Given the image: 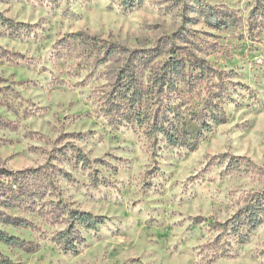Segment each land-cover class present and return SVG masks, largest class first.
I'll return each mask as SVG.
<instances>
[{"label": "rangeland", "instance_id": "1", "mask_svg": "<svg viewBox=\"0 0 264 264\" xmlns=\"http://www.w3.org/2000/svg\"><path fill=\"white\" fill-rule=\"evenodd\" d=\"M123 1L0 0L12 21L0 24V169L35 177L28 203L0 207L23 224L0 227L27 248L0 251L16 264H264V215L243 220L264 196V0ZM161 39L209 65L172 101L179 146L155 114H130L126 54L105 53ZM157 99L144 103L156 112ZM71 211L104 219L78 226L76 252L53 240Z\"/></svg>", "mask_w": 264, "mask_h": 264}, {"label": "trees", "instance_id": "2", "mask_svg": "<svg viewBox=\"0 0 264 264\" xmlns=\"http://www.w3.org/2000/svg\"><path fill=\"white\" fill-rule=\"evenodd\" d=\"M145 0H124L125 8L131 10L138 5H141ZM0 24L3 26H12V21L0 13ZM161 39L151 49L145 50H129L120 45H110L105 53L108 58L115 54H126L125 64L122 66L118 75V88L120 90L121 99L126 102V107L130 108V114L139 117V121L148 118L150 120L152 115L154 117L153 129H163L162 132L167 138V141L172 146H179L184 139L186 131L181 128V124L177 122L180 118L178 109L180 105H172L176 103L173 100H180L185 98L187 93L183 95L184 87H188L189 94H191L193 82L203 78L209 66L206 61L199 58H194V62L188 59H180L177 56L175 45ZM106 48V47H103ZM103 51V50H102ZM165 57V58H163ZM164 59V61H160ZM149 73L148 81L152 84V88H145L144 81ZM189 75H193L190 80H186ZM154 95L158 97V102L161 105L156 112L150 108L148 104L144 103L145 98ZM183 101V100H181ZM163 116L161 117L160 108ZM221 120L218 118L217 123ZM204 128H208V124H203ZM200 136V135H199ZM191 149L195 150L196 139H194ZM84 165L91 163L88 159H80ZM35 173V172H34ZM34 174L32 172H20L17 174L4 171L0 169V207L6 209L14 208L15 206L22 207L27 201L23 197L31 194L28 193L29 186L25 185L33 180ZM29 201L31 199H28ZM258 204H253L244 212L243 220L250 226L257 227L261 223V217L264 215V196L258 201ZM69 220L58 221V224H65L67 227L56 233L54 242L59 244L62 248L70 252H76L79 243L75 237L78 226L88 230H97L100 225L104 223V219L84 211H71ZM54 216V215H53ZM60 219V217H59ZM0 223L8 226L22 227V221L17 219H10L8 217H0ZM0 243L10 247L26 249V243L20 238L9 234L6 230L0 227ZM0 264H16L8 256L0 251Z\"/></svg>", "mask_w": 264, "mask_h": 264}]
</instances>
